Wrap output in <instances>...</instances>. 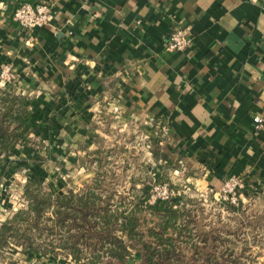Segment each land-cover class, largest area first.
Instances as JSON below:
<instances>
[{
  "label": "crops",
  "instance_id": "obj_1",
  "mask_svg": "<svg viewBox=\"0 0 264 264\" xmlns=\"http://www.w3.org/2000/svg\"><path fill=\"white\" fill-rule=\"evenodd\" d=\"M22 1L52 4V20L28 32L0 12V69L19 78L31 141L0 168V216L25 205L13 182L67 194L102 142L127 148L136 132L161 134L159 168L182 166L200 194L264 180V0ZM175 29L185 51L169 49Z\"/></svg>",
  "mask_w": 264,
  "mask_h": 264
},
{
  "label": "trees",
  "instance_id": "obj_2",
  "mask_svg": "<svg viewBox=\"0 0 264 264\" xmlns=\"http://www.w3.org/2000/svg\"><path fill=\"white\" fill-rule=\"evenodd\" d=\"M1 1L7 7L5 16L15 23L12 11L15 6L25 2ZM26 115L24 96L7 90L0 91V168L9 157L15 155L18 147L31 142ZM157 176L159 178V174ZM41 187L42 183L26 184L24 195L28 198L29 206L3 222L0 228V250L13 248L21 251L27 259H49L48 262L55 260L50 258L51 254H47V251L60 248L71 255L70 261L77 264H103L105 261L106 264H125L133 252L141 255V264H188L189 260L181 255L184 247L192 246L196 254L207 247L206 244L202 246L188 240L194 232L186 226L183 220L186 214L178 206V201L159 200L149 204L148 187L142 191V196L135 197L131 208L121 205L123 209L109 203L111 196L103 198L102 194L91 191L87 194L35 192L34 188ZM101 203L106 205L100 207ZM48 210H52L54 215L50 219L52 228H48L45 223L49 222L46 220ZM151 223L153 226H150ZM57 228L61 232L67 230L64 231L66 234L62 236L61 233H54ZM45 232L47 236L60 239L35 243V238L46 237ZM92 239H99L100 243L107 242L101 245L103 249L100 251L97 249L100 243L90 242ZM57 241L60 243L56 244ZM86 248L91 251L89 257ZM103 254L106 255L104 258Z\"/></svg>",
  "mask_w": 264,
  "mask_h": 264
},
{
  "label": "rangeland",
  "instance_id": "obj_3",
  "mask_svg": "<svg viewBox=\"0 0 264 264\" xmlns=\"http://www.w3.org/2000/svg\"><path fill=\"white\" fill-rule=\"evenodd\" d=\"M5 68L6 65L0 69V91L6 92L7 90L22 96L19 91V78L14 71H11L9 78L1 85L2 80L6 78L3 75ZM160 138L156 133L149 139H145L143 135L136 132L133 139L128 142L130 146L127 148L123 143L111 146L112 149H109L112 143L105 144L102 142L101 148L104 149L101 153L108 154L103 159H97V157H93L94 154L92 155L85 170L82 171L86 173L88 170L89 176L85 178V182L82 181L81 169H72L71 173L74 175L71 177L72 182L70 181L71 186L67 189V194L70 192L87 194L91 191L102 194L103 198L111 196L112 200L109 203L118 209H123L125 205L131 208L135 197L142 196L138 191L148 187L151 193L152 185L167 183L173 189L185 192L183 197L177 201L178 206L185 211L186 215L183 220L186 226L193 229L195 233H192L193 236L188 240L202 246L207 245L198 254L192 246L184 247L181 255L185 260H189L188 264H209V262H212L210 264H264V180L246 181L238 177L243 182V188L236 190V194L231 195L232 198L227 195V201L224 200L223 194H216L218 191L200 194L195 185L190 184L185 178H180L184 172L182 166L180 168L178 166L159 168ZM130 147L135 151L129 152ZM97 156L99 157L98 154ZM8 175L9 172H6L4 177L7 178ZM173 177L182 180L181 183H177ZM17 186L19 184L13 182L8 192L12 194L17 205L22 204V196L26 202L21 210H26L29 206L28 198L24 195L25 190H22L21 187L17 188ZM41 189L34 188L35 192L40 194L52 193L48 184L42 183ZM20 192H23V195ZM232 200L236 202L234 203ZM105 205V203H101L100 207ZM12 216L3 215L0 216V219L5 222ZM53 216L52 210H48L46 220L49 222H45L48 228L53 226L50 220ZM151 218L149 217V219ZM150 226L153 224L151 223ZM64 231L61 232L57 228L54 233H61L64 236L66 234ZM45 235L46 237L40 239L35 238L34 242L45 243L51 239H60L56 236H53L54 238L51 235L47 236L46 232ZM90 242L100 243L99 239L97 241L92 239ZM106 242V240L105 242L101 241L97 249L101 251L103 249L101 245L106 244ZM59 243L60 241L56 242V244ZM47 252V254H51L49 255L50 258L55 261L72 259L69 253H65L60 248H51ZM86 253L88 257L91 256V251L88 248H86ZM19 254L20 257H17ZM21 255L24 254L13 248L2 249L0 250V264H20L21 261L29 260L25 255V257ZM105 256L103 254V258ZM36 260L44 263V259ZM72 262L77 264V262Z\"/></svg>",
  "mask_w": 264,
  "mask_h": 264
},
{
  "label": "built area",
  "instance_id": "obj_4",
  "mask_svg": "<svg viewBox=\"0 0 264 264\" xmlns=\"http://www.w3.org/2000/svg\"><path fill=\"white\" fill-rule=\"evenodd\" d=\"M6 4L0 1V12L6 10ZM53 5L48 3H42L33 5L30 3H23L19 6H15L12 11V19L18 23L24 31H32L38 27L48 26L52 20ZM191 45V38L181 29H175L170 37L169 49L172 51H185ZM13 69L10 66H6L3 75L6 76L2 80L1 85L6 81ZM10 81V80H8ZM253 122L256 130H260L264 127V115H256L253 118ZM165 132L167 129L162 128ZM161 137V134H157ZM240 188H243V182L238 177L228 178L223 184L222 188L216 192V194H223L224 200H228V196L236 194ZM185 192L173 189L167 183H157L153 185L151 193L149 195V204H154L157 201L177 200L183 197ZM232 198V196H231ZM233 201V200H232ZM236 202L235 200L233 201ZM3 224V220L0 219V228ZM20 264H74L70 260H56L54 262L41 263L36 259H29L21 261Z\"/></svg>",
  "mask_w": 264,
  "mask_h": 264
},
{
  "label": "water",
  "instance_id": "obj_5",
  "mask_svg": "<svg viewBox=\"0 0 264 264\" xmlns=\"http://www.w3.org/2000/svg\"><path fill=\"white\" fill-rule=\"evenodd\" d=\"M0 209H1V205H0Z\"/></svg>",
  "mask_w": 264,
  "mask_h": 264
}]
</instances>
